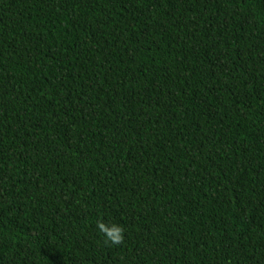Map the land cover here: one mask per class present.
Masks as SVG:
<instances>
[{"label": "trees", "instance_id": "1", "mask_svg": "<svg viewBox=\"0 0 264 264\" xmlns=\"http://www.w3.org/2000/svg\"><path fill=\"white\" fill-rule=\"evenodd\" d=\"M0 264H264V0H0Z\"/></svg>", "mask_w": 264, "mask_h": 264}]
</instances>
